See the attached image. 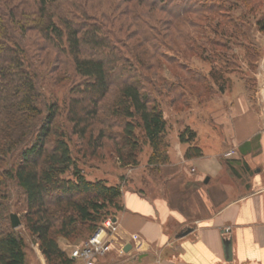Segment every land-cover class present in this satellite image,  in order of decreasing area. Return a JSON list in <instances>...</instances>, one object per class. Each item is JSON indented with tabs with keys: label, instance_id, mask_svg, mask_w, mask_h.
I'll return each mask as SVG.
<instances>
[{
	"label": "trees",
	"instance_id": "obj_1",
	"mask_svg": "<svg viewBox=\"0 0 264 264\" xmlns=\"http://www.w3.org/2000/svg\"><path fill=\"white\" fill-rule=\"evenodd\" d=\"M115 1L0 0V264H26L25 240L11 225L10 213L2 207L1 201L8 199V181L21 190L24 226L46 263L73 264L75 260L59 246L57 237L70 241L87 237L105 218L114 217L123 208L121 182L109 184L104 178L88 179L79 161L97 156V151L107 144L104 140H109V149L120 165H137L145 144L150 149L147 165L152 170L169 163L167 121L146 82L137 77L136 64L151 69L156 63L153 59L158 54L165 55L162 50L160 54L159 48L173 50L176 41L183 43L181 51L185 53L186 35L196 42L199 31L204 32L203 25L222 37L241 34L240 26L223 16L222 5L215 0H136L131 8L126 6L129 0ZM174 1L177 4L173 12L169 6ZM112 2L121 5L114 10L117 18L113 24L128 11L141 37L140 50L133 54L134 64L116 48L119 40L113 39L111 30L87 22L88 8L102 12L100 7H111ZM122 2L126 5L122 6ZM156 11L169 15V20L164 30L151 35L147 31L153 26L146 19ZM188 14L196 19L184 17ZM219 16L223 20H218ZM178 22L194 28L193 32H186ZM123 24L129 26L130 22L125 20ZM255 24L264 31L262 16L256 18ZM168 29L174 30V39L165 35ZM28 31H36L41 42L27 39ZM21 38L33 48L31 53ZM215 45L225 48L222 42ZM42 46L53 49L54 61L64 56L73 72L81 77L69 87L66 126L59 121L57 97L46 99L39 89V83L45 79L38 70L43 59L34 52ZM250 50L256 54V50ZM31 56H35L33 60ZM214 70L212 66L209 76L200 78L212 79L214 83L224 81ZM64 71L56 82L66 79ZM111 92L112 102L102 119L98 116L100 102ZM96 123L99 126L93 135ZM196 136L188 125L178 132V141L186 145L185 159L202 155Z\"/></svg>",
	"mask_w": 264,
	"mask_h": 264
},
{
	"label": "rangeland",
	"instance_id": "obj_2",
	"mask_svg": "<svg viewBox=\"0 0 264 264\" xmlns=\"http://www.w3.org/2000/svg\"><path fill=\"white\" fill-rule=\"evenodd\" d=\"M215 1L221 3L223 16L232 18L240 26L241 34L235 33L230 38L228 36L222 37L213 34L209 26L203 25L202 30L204 32L199 31V34H201H198L196 42L186 35L188 37V46L186 43L185 53L181 51L183 43L178 40V43L176 41L172 44L173 50H169L165 46L159 48L160 54H162V50L165 55L159 56L158 54L153 59L156 60V63L151 69H143L136 64L137 77L143 80L144 83L146 82V88L151 91V96L156 98L166 118L165 140L168 143L166 151L169 156L168 164L173 165H162L159 169L152 170L153 167L147 165L150 149L146 144L138 155L137 165H120L116 161L112 150L109 149V140H104L107 144L103 149L97 151V156L86 157L85 161L80 160L78 163L88 179L104 178L109 184L121 182L123 187L140 188L152 192L159 190L175 206L184 203V201L191 202V205L189 204L185 207L184 211L189 220L206 216L213 211L211 186L214 183H218L219 179L214 180L212 178L207 184H203L201 180L197 181L195 179L193 176L194 172L189 167L186 168L183 163L176 162L172 157V152L179 160L180 151L178 150L179 146L177 149H173V141H176L175 138L177 139L179 130L186 125L190 126L195 130L197 135L196 142L204 153H214L220 150L219 148L221 147L223 155L229 153L232 149L230 143L224 142L226 140L224 134H228L225 133V128L227 130L229 126L225 124L231 118L230 106L234 103L235 98L239 94L245 95L249 104L258 110L263 105L259 96L258 84L260 81L259 66L264 52V31L257 29L255 20L261 16L264 18V0H249V2H244L243 0ZM77 2L81 3L82 0H77ZM135 2L136 0H129L127 5L124 2L121 4L131 8ZM176 4L177 2L174 1L169 6L170 9H173V12L176 11L174 7ZM83 7L87 10L85 5ZM119 7H121L120 2L116 3V5L113 3L111 7L109 4L107 8L100 7L102 12H98V9L88 8L87 12L90 15V19L87 22H95L96 24H101L103 28L106 27V29L111 30L114 34L113 39L115 41L119 40L116 42V48L134 64L133 57L135 56V50H140L139 42L141 37L136 33V23L131 21L132 14L128 11L126 12L127 15H120L119 20L113 24L117 18L114 10ZM119 10L122 11V9ZM116 14L119 15L120 13L118 14L116 10ZM184 17L196 19L190 14ZM168 18L169 15L167 16V14L162 12L156 11L153 13L152 16L146 19L153 26V29L147 32H150L151 35L152 32L158 34V32L165 29ZM125 20H129V26L128 24L127 26L123 24ZM218 20L223 19L219 16ZM177 25L182 26L180 22ZM183 26L182 28L186 32H188L187 30L192 32L194 30L187 24L185 25V22ZM165 35H170V39H174L176 36L174 30L171 31L170 29ZM26 37L27 39L41 42V37L36 31H28ZM21 40L25 42L27 45L25 47L31 53L33 48L26 43V40L22 38ZM216 42H222L225 48L215 45ZM199 47L204 48V51L202 52ZM251 48L256 50V54L253 53V50H250ZM52 50L42 46L41 49L34 52V54L36 53L43 59L40 63L41 65L38 66V70L40 77L43 75L45 79L39 83V89L43 91L46 99L57 97L61 110L59 121L63 123V126H66L64 115L66 98L70 95L69 87L72 83L79 82L81 77L73 72L72 66L65 62L67 59L63 55H60L61 57L63 56L60 59L64 61L60 59L54 61L55 52ZM57 52L58 49L56 48V54ZM177 52L180 54H177ZM222 55H224L225 60L223 57V59L221 58ZM31 57L33 60L35 56ZM212 66L215 69L214 71L217 70L216 72L222 75L223 82L214 83L212 79L200 78L203 75L209 76ZM63 70H65L63 74L66 79H57L56 82V77L61 75ZM193 79L198 80L195 81ZM112 93L108 94L100 102L98 116L102 119L106 118L107 106L112 102ZM98 126V123L93 126V135ZM113 128L117 130V127ZM7 191L8 199L1 201L3 203L2 207H5L9 213H16L19 217L20 224L16 226V230L26 243V264H47L38 249L35 239L24 226L23 211H21L23 206L21 190L13 181H8ZM185 203L188 204V202ZM87 237L84 235L70 241L58 236L57 240L59 246L68 255L75 246L80 245ZM108 252L106 256L115 260L116 258L112 256L113 254ZM77 263L75 261L73 264Z\"/></svg>",
	"mask_w": 264,
	"mask_h": 264
},
{
	"label": "crops",
	"instance_id": "obj_3",
	"mask_svg": "<svg viewBox=\"0 0 264 264\" xmlns=\"http://www.w3.org/2000/svg\"><path fill=\"white\" fill-rule=\"evenodd\" d=\"M261 102L258 110L245 95L235 98L230 106L231 118L225 124L229 126L228 131L225 128L228 134H224V142L231 144L229 153L222 155L220 147L214 153L202 151L199 157L185 159L186 145L176 138L173 141V149L179 146L180 158L173 152L172 157L189 167L197 181L207 184L212 178L219 179L211 186L213 211L189 220L184 211L191 202L175 206L159 190L122 186L123 208L114 216L116 230L108 252L116 259L107 257L106 252L98 257L99 264H264V102ZM187 226L191 227L189 232L175 236ZM132 234H137L138 239L133 240ZM224 238L231 242L230 260L225 258Z\"/></svg>",
	"mask_w": 264,
	"mask_h": 264
},
{
	"label": "built area",
	"instance_id": "obj_4",
	"mask_svg": "<svg viewBox=\"0 0 264 264\" xmlns=\"http://www.w3.org/2000/svg\"><path fill=\"white\" fill-rule=\"evenodd\" d=\"M259 96L264 102V52L260 62ZM116 230V221L113 217L105 218L99 226L80 245L75 246L68 254L70 258L77 261V264H98V257L105 254L112 248L114 242L113 233ZM131 238L137 240V234Z\"/></svg>",
	"mask_w": 264,
	"mask_h": 264
},
{
	"label": "water",
	"instance_id": "obj_5",
	"mask_svg": "<svg viewBox=\"0 0 264 264\" xmlns=\"http://www.w3.org/2000/svg\"><path fill=\"white\" fill-rule=\"evenodd\" d=\"M208 177H205L204 181H207ZM114 219V217H113ZM10 222H11V225L13 227H16L20 224V220H19V217L16 213H10ZM191 230V227H185L181 230H179L177 233H176V237H181L183 236L184 234H186L187 232H189ZM223 242V248H224V254H225V258L227 260H230L231 258V242H230V239H226L224 238L222 240Z\"/></svg>",
	"mask_w": 264,
	"mask_h": 264
}]
</instances>
